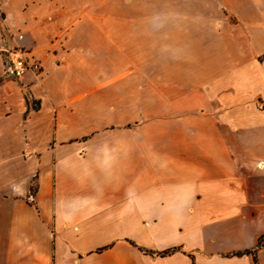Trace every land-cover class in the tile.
Segmentation results:
<instances>
[{"label":"crops","instance_id":"0c3cea01","mask_svg":"<svg viewBox=\"0 0 264 264\" xmlns=\"http://www.w3.org/2000/svg\"><path fill=\"white\" fill-rule=\"evenodd\" d=\"M50 3L45 32L21 21L39 80L13 82L0 0V264H264V0H195L187 79L145 119L140 90L77 85L89 58Z\"/></svg>","mask_w":264,"mask_h":264},{"label":"rangeland","instance_id":"374dc122","mask_svg":"<svg viewBox=\"0 0 264 264\" xmlns=\"http://www.w3.org/2000/svg\"><path fill=\"white\" fill-rule=\"evenodd\" d=\"M49 1L56 5L58 16L54 21L59 20L63 27L75 28L76 50L73 49V52L81 45L87 54L83 58H89V61H81L86 64L85 70L81 69L83 73L76 72L77 85L123 83L128 90H140V97L145 101L141 103L139 112L144 119L153 115L158 102H163V90L167 84L165 75L168 74V78L175 82L187 79L186 76L180 77V69L187 72V62L181 65L179 60L170 57H178L181 46L194 49L197 35L207 31L196 25L195 0H6L10 7H18L21 15L17 17L16 27L8 32L9 46L21 47L40 64L34 53L22 44L24 32L21 26L22 22L25 24L22 19L26 16L36 18L44 14L51 4ZM47 17L45 14L40 16L38 25L33 22V31L37 26L45 32L47 25L42 22L49 21ZM100 47L108 50L121 48L122 58L100 60L95 54ZM18 84L22 89V85ZM23 94L29 100L27 89H23ZM130 116L131 109L125 108L124 117Z\"/></svg>","mask_w":264,"mask_h":264},{"label":"built area","instance_id":"2783aa9c","mask_svg":"<svg viewBox=\"0 0 264 264\" xmlns=\"http://www.w3.org/2000/svg\"><path fill=\"white\" fill-rule=\"evenodd\" d=\"M19 39H22V36H19ZM2 53L3 73L6 78L20 80L27 74H32L37 79L41 75V64L29 57L21 47L7 46Z\"/></svg>","mask_w":264,"mask_h":264},{"label":"trees","instance_id":"16d2710c","mask_svg":"<svg viewBox=\"0 0 264 264\" xmlns=\"http://www.w3.org/2000/svg\"><path fill=\"white\" fill-rule=\"evenodd\" d=\"M167 253H171V251H168V252H164L162 255H165V254H167Z\"/></svg>","mask_w":264,"mask_h":264}]
</instances>
